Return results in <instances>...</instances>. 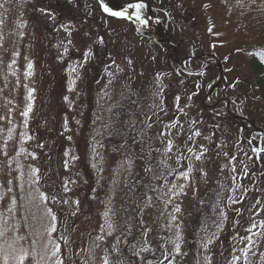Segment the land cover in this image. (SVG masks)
Here are the masks:
<instances>
[{"label":"rangeland","instance_id":"374dc122","mask_svg":"<svg viewBox=\"0 0 264 264\" xmlns=\"http://www.w3.org/2000/svg\"><path fill=\"white\" fill-rule=\"evenodd\" d=\"M106 1L116 11L127 8L128 5L119 0ZM177 1L181 8L192 12L190 17L193 20H199L200 32L217 46L215 51L219 56L232 52L230 47L238 39L241 42L259 43L251 31L248 38L247 33L237 31L232 37L231 21L221 9L223 0ZM239 2L240 0L236 2V6L240 5ZM16 3L17 0H0V29L4 28L2 43L5 41L4 44L0 43V264H16L21 250L27 253L23 264H105V261L107 264H118L126 242L124 225L130 222V217L122 215L124 206L119 205L124 185L120 181L121 176L130 175L131 167L123 153L115 151L114 146L106 151L102 142V130L106 128L103 121H106V116H102L101 107H94L91 118L88 122L85 120L79 96L86 74H78L77 64L80 61H75L72 50H82L89 56L91 42L98 53L106 54L111 49L115 70L122 71L125 60L118 58L121 44L114 40V35L107 33L99 43L94 28L89 26L84 32V28L80 29L81 25L68 15L69 17L61 19L67 42L61 41L59 48L50 50L38 33L37 40L32 33L31 41L27 40L24 50V27L19 28L20 24L15 17ZM88 8V2L81 3L80 11L74 12L73 16L81 17ZM17 9L18 15L23 17V6L19 4ZM247 17L251 19L250 16ZM121 25L123 24L113 21L110 27L119 31ZM28 31H32V28ZM87 32H91V37L84 35ZM13 39H19V42L11 43ZM111 41L113 44H110ZM36 48L46 49L47 52ZM126 51L140 56V53L130 47L126 46L124 52ZM23 54L24 57L31 54L35 59H24ZM87 58L85 56L82 62ZM241 62V59L235 60L237 66L228 75L230 81L244 74L249 82L250 75ZM29 64L32 65L31 68L28 67ZM125 68L127 70L128 66ZM149 68L151 71L150 66L147 70ZM35 73L38 75L36 88H39V92L33 88ZM127 74L123 76L126 77ZM95 83L98 84L95 89L97 94H105L115 88L113 79L104 84ZM38 96L40 99H37ZM257 106L258 102L253 100L252 106L246 111L250 118L254 119L258 115L257 111L261 107ZM260 120L264 122L263 117ZM89 129L99 139L89 138ZM83 131H86L87 138L81 140ZM57 156L59 157L55 160ZM192 160L190 174L183 173L165 184V221L162 223L160 220V224H156L149 203H146L141 212L146 235L145 246L138 248V252L146 249L142 264H165L169 259V241L176 242L179 239V230L182 234H190V230H186L187 215L192 214L190 209L196 199L203 197L200 198L202 203H211L204 194L205 188L210 178H217L218 171L205 173L206 162L200 157H192ZM90 184L94 188L90 193V203H87V188ZM243 184H247V181L243 180ZM259 186L261 192L256 190L250 203V193ZM247 191V198L242 191L236 202L230 200L226 207L223 206L218 211L211 204H202L208 210L206 219L210 221L211 227L210 231L205 229L210 241L202 252V260L194 253L193 258H190L192 261L186 263V250L181 246L177 249L172 264H220L217 263L222 254L216 247L218 235H229L228 222L232 211L239 212L241 217L245 215V228L254 231L255 227L249 225L254 221L252 216L259 213L258 217L264 218V180L259 179L254 187L247 185ZM41 194L46 196V202ZM51 215L56 217L55 231L49 235ZM231 221L233 222L232 219ZM213 231H216V237L211 239L209 234ZM257 233V236L263 238L264 248L263 223ZM227 240L232 242L233 248L234 239L227 237ZM163 241L165 246L159 249L158 245ZM224 243L221 246L223 251ZM55 245H59L60 250L54 256L52 253ZM131 247L134 246L131 244ZM252 249V246H248L242 248L240 253L237 251L232 257V264H246L248 257L254 256L252 252H248ZM227 250L228 255L231 248ZM248 264H264V252L258 253L256 259Z\"/></svg>","mask_w":264,"mask_h":264},{"label":"trees","instance_id":"16d2710c","mask_svg":"<svg viewBox=\"0 0 264 264\" xmlns=\"http://www.w3.org/2000/svg\"><path fill=\"white\" fill-rule=\"evenodd\" d=\"M143 1L148 2L152 9L156 8L155 0ZM83 2L89 3L86 13L81 17L73 16L74 12L80 11V4ZM40 6L44 8L43 11L47 13L50 20L43 21L44 39L48 44V49L55 50L58 40L62 39L58 20L70 16L77 21L78 25H81L80 29L84 28V32L89 26L94 28L99 43L102 42L106 33L114 35V40L121 44L118 48V56H120L118 58L122 57L127 63H133L132 65L136 69V72L131 71L130 76L124 79L120 75L117 76L121 81L118 85L120 92L109 112L107 128L103 130L106 146L108 148L113 145L116 146L131 167L130 175L125 176L122 197L119 198V205L124 206L123 214L136 215L137 204L142 196L139 190L143 187V192L147 195L146 203L150 204L156 224H160V220L162 223L165 221L166 200L162 184L170 177L178 176L186 170L189 171L192 156L204 158L205 149L202 147L198 150L195 149L198 136L193 134L197 131L200 132L199 129L202 130V136L206 135L205 138L202 137V140L207 143L209 148L210 161L207 164V170H211L213 167H217L219 170V178L217 177L215 184V204L228 203L231 197L235 198L242 191L248 196L247 185L254 187L257 186L259 179L264 180L263 154L259 155L252 150L253 148H260V138L256 134L250 133L245 127H239L236 121L225 112L222 113L216 109L206 111L202 108L201 103L205 99L211 83L217 77L218 71L211 65L203 67L202 63L191 59L188 42L194 45L197 55H200L203 50H206L202 44L204 35L194 27V23L183 19L178 10L174 8H172L173 10H166L160 6L156 8L165 18L168 26L165 30L168 39L175 43L181 42L177 48L176 61L178 63L183 61V63L173 65L172 61L167 59L169 48L153 41L146 23L141 24L135 19L129 20L128 24L135 33V39L127 35L124 30L123 32H111L110 26L114 20L101 13L95 0H30L27 2L31 16L37 20H46V15L37 11ZM142 18L145 20L144 16ZM174 22L177 23L171 26ZM159 26L161 28L155 26L156 32L163 30V25L159 24ZM90 33L87 32L84 35L91 37ZM63 42H67V38H64ZM110 44L113 42L111 41ZM126 46L140 53V56L131 51L124 52ZM241 48L247 54L248 66L255 75V85L260 89V97L264 103V66L261 64V52L263 51L258 47L243 48L239 46L236 53H240ZM89 51L90 55L88 56L82 50H72L75 61H80V64H77L78 74H86L83 83L86 86L79 98L82 104V114L87 122L92 116L94 107H96V98L98 97L96 88L93 90L95 81L108 80L105 76L113 74L116 67L113 65L114 59H112L111 49H108L106 54L98 53L91 42ZM85 56L88 58L82 62ZM236 58L237 55L233 53L227 60L220 59L223 79L212 96L215 102L223 97L230 99L231 90L235 89L239 92L244 85L249 87H247L246 94L243 95L245 99L250 100L254 97L252 94L253 84H247L244 77L240 78L242 82L240 85L237 83L229 84L228 82V66ZM148 66L151 67V71H149L150 68L147 70ZM182 91H184L183 96L173 100L179 116L165 127V145L159 147L160 143L156 133L161 122L171 116V98ZM187 109H191L194 117L187 113ZM254 123L264 130V125L261 122L254 121ZM177 126L182 127L179 130H183L184 135H175ZM173 137L176 139L172 140ZM173 141L184 145L175 152L168 151V143ZM220 143H223L221 147H219ZM153 147H156L153 151L154 157L150 152ZM217 148H219L218 152L216 151ZM151 161L153 163L148 169L149 180L145 183L144 171ZM243 180H246L247 184H243ZM253 189L248 199L250 203L254 192L260 191L261 186ZM219 192L221 199H219ZM146 203L141 206L145 208ZM198 207V203L192 206L193 230L196 229L195 225L201 219ZM240 222L243 226L242 217ZM238 225L239 222L234 221L232 228H236ZM139 226L143 227V224L140 223ZM139 229L133 224L124 227V233L127 236L126 242H133L134 247H130L128 251L130 260L123 263L121 259V264H135V260L132 258L136 256V253L138 254L139 247H144L145 234L141 233ZM198 241L199 244H202L200 238Z\"/></svg>","mask_w":264,"mask_h":264},{"label":"snow or ice","instance_id":"6c2138e0","mask_svg":"<svg viewBox=\"0 0 264 264\" xmlns=\"http://www.w3.org/2000/svg\"><path fill=\"white\" fill-rule=\"evenodd\" d=\"M100 4L102 7V10L107 13L110 16H114V17H119V18H124V19H135L137 22L144 24L147 21L144 20L141 16V10L144 8V4L143 3H129L127 5V8H124L123 10L120 11H116L113 10L111 7H109L106 3L105 0H100ZM2 6V5H0ZM129 9L134 10V14L129 12ZM29 68L32 67L31 64L28 65ZM24 115H27V113H24ZM163 135V133L161 134ZM193 135L195 136H199L200 133L197 131L195 132ZM189 139H191V137H189ZM251 143V141H250ZM168 151H171V142L168 143ZM254 152H264V149H257V148H253L252 149ZM189 151H191V149H189ZM197 159H199V156L196 157ZM41 198L46 202L47 198L46 196H43V194H41ZM66 202V201H65ZM177 211H179V209L177 208ZM49 214H51V209L48 210ZM55 220L56 217L55 215H51V221L52 223L50 224L49 228H48V234L51 235L52 232L55 231ZM255 227V225L253 226ZM249 231H251V229H249ZM0 235H2V233H0ZM179 248V245H177V249ZM59 245H55L54 247V251L52 253V255H56V253L59 252ZM27 258V253H25L23 250H21L20 255L16 258L17 259V264H23L24 260ZM105 264H107V261H105Z\"/></svg>","mask_w":264,"mask_h":264}]
</instances>
